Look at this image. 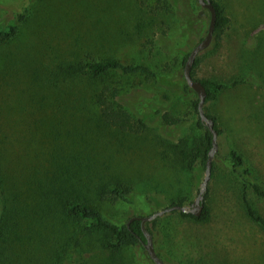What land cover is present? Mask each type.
<instances>
[{"label": "rangeland", "instance_id": "374dc122", "mask_svg": "<svg viewBox=\"0 0 264 264\" xmlns=\"http://www.w3.org/2000/svg\"><path fill=\"white\" fill-rule=\"evenodd\" d=\"M183 1L196 34L191 45L168 0H0V25L29 9L18 35L0 49V264H156L144 247L113 252L104 248L111 241L105 233L77 235L62 202L85 200L119 224L180 201L192 209L206 170L197 163L190 171L179 150L203 134L191 107L196 95L174 98L146 76L96 81L64 71L90 56L146 65L167 84L184 79V57L206 36L210 17L198 0ZM215 1L230 23L199 54L195 73L230 86L206 106L223 131L207 188L210 217L198 222L175 210L146 223L166 264H264V230L243 200L246 192L264 217V199L251 187L264 188V0ZM105 85L121 90L119 101L135 118L160 108L185 122L172 127L150 117L138 135L109 127L91 101ZM230 150L252 177L235 172ZM117 183L132 186L134 205L100 201Z\"/></svg>", "mask_w": 264, "mask_h": 264}, {"label": "trees", "instance_id": "16d2710c", "mask_svg": "<svg viewBox=\"0 0 264 264\" xmlns=\"http://www.w3.org/2000/svg\"><path fill=\"white\" fill-rule=\"evenodd\" d=\"M159 2H164L167 0H157ZM171 2L174 8L177 9L178 17L182 20V33L184 36L189 37L188 45H191V40H195L196 34L192 26V19L190 20L191 10L188 7L187 3L183 0H168ZM184 2V3H183ZM199 2V1H198ZM213 5L217 10V26L215 30L214 37L221 39V34H223L230 23V18L226 16L225 8L221 6L217 1L212 0ZM200 5V3H199ZM158 7V6H157ZM201 7V5H200ZM175 10V9H174ZM29 9H26L24 13L17 14L12 20L5 24L0 25V49L11 42L19 33L21 25L26 21L27 14ZM210 17V13L205 9ZM192 28H191V27ZM208 32V31H207ZM206 32V35H207ZM192 33V34H191ZM191 37V38H190ZM206 37V36H205ZM204 37V38H205ZM199 40L198 44L204 39ZM195 44V42H194ZM197 44V45H198ZM196 45V46H197ZM195 46V47H196ZM194 47V48H195ZM193 48V49H194ZM192 49V50H193ZM188 51L184 57V66L187 62V59L192 52ZM200 64V59L197 57L194 68L192 70V76L195 80L200 81L207 91V98L205 103V112L206 106L209 103L215 102L219 97L229 89V85L221 82H217L211 79H197L195 77L196 69ZM65 75L73 79H82L90 78L92 80L101 81L104 78L112 74H121L124 76H146L148 79H155L168 87L171 94L174 98H179L182 96H187L194 93L196 99L191 101V107L194 108L196 114L198 115L197 127L203 132L202 136L198 143L194 146L184 145L183 148L179 150V155L186 162L187 168L190 171L197 170V163H200V166L206 170L207 160L209 151L212 148L213 135L205 124L201 121L198 112L199 99L196 94L187 84L185 78L178 80H168L170 84H167V79L162 77L152 68L142 65V64H128L124 63L119 59L111 58L104 61H96L90 56L86 60H81L76 64L70 66L65 71ZM235 84H238L237 82ZM180 90V91H179ZM121 90L116 86L105 85L100 87L99 91L92 95L91 101L94 107L97 108V113L102 120V123L109 127L117 128L123 133H130L134 135L142 134L148 127V118H159L164 124L172 127H180L185 120L181 117L174 116L171 112L165 111L163 109H156L149 116L135 118L133 114L119 101ZM189 96V97H188ZM190 101V99H189ZM207 116L211 118L215 123V130L221 136L223 134L222 129L219 126L218 119L215 116L209 115L206 112ZM229 157L234 162V169L236 173H239L242 177H252L253 171L250 168H247L245 165V160L243 156L238 153L236 150H230ZM213 172V168H212ZM247 187V185H246ZM253 192L257 197L264 199V188L258 184L251 185ZM82 189V187H80ZM133 191L132 186L117 183L116 185L103 189L99 193L100 201H123L130 205H134V200L131 196ZM209 199V193L205 194V204L202 215L200 217H195L192 214H186L181 212L182 216L185 218H191L198 222L207 221L210 217V210L206 201ZM71 199L65 200L62 202L64 205V214L66 219L71 222L72 225L76 227V234L80 236H89L97 233H105L110 238L111 241L104 244V248L112 250L113 252H119L128 247H144L147 243L146 236L143 231L142 222L140 220H134L130 222L131 218L127 223L119 224L109 220L102 210L90 204L85 200L70 202ZM243 200L246 206V211L251 219V221L258 224L264 230V217L258 212L254 207L251 201L248 198L246 192L243 194ZM185 202L180 201L178 204L173 206H184ZM172 206V207H173ZM130 222V223H129ZM146 230L151 234L150 228L145 225ZM6 235H4L2 230V220L0 218V251L2 250V242L5 240ZM153 237V236H152ZM68 237L62 243V249L67 251L68 248ZM154 241V239H153ZM79 245V244H78ZM3 255H6V248L3 247ZM159 256V255H158Z\"/></svg>", "mask_w": 264, "mask_h": 264}, {"label": "water", "instance_id": "95a60500", "mask_svg": "<svg viewBox=\"0 0 264 264\" xmlns=\"http://www.w3.org/2000/svg\"><path fill=\"white\" fill-rule=\"evenodd\" d=\"M198 1H199L200 5L203 9H206L209 11V13H210V25H209L206 37L190 53V55L187 59V62L185 64V67H184V77H185V80H186L188 86L194 92H196V94L198 96V99H199V104H198L199 116L201 118V121L205 124V126L209 129V131L213 135L212 148L209 151L208 160H207L206 179H205L204 183L202 184V187L200 189V193L198 195L197 200L194 202L192 209H186L184 206L177 205V206H173L171 208H167V209H165L159 213H156L153 216L134 217L130 220V222H132L134 220H140L142 222L143 231H144V234H145L146 239H147V243L144 245V248L147 250L150 258L156 264H166V263L158 256V254L155 250L153 237L145 228L146 223L157 218V217H159V216H161V215H163V214H165V213H167V212H171V211H175V210L181 211V212L186 213V214H192L195 217H200L202 215V212L204 209V204H205V194L207 192L208 183H209L211 176H212L214 156L218 152V148H219L218 147L219 134L217 133V131L214 128L215 123L211 118H209L207 116V114L205 112V103H206V98H207V91H206L205 87L203 86V84L200 81L195 80L192 76V70L194 68L197 57L199 56L200 53H202L203 51L208 49L212 44V41L214 39L216 26H217L218 15H217V10L212 3V0H198Z\"/></svg>", "mask_w": 264, "mask_h": 264}, {"label": "flooded vegetation", "instance_id": "af4514ba", "mask_svg": "<svg viewBox=\"0 0 264 264\" xmlns=\"http://www.w3.org/2000/svg\"><path fill=\"white\" fill-rule=\"evenodd\" d=\"M194 204H192V207H193Z\"/></svg>", "mask_w": 264, "mask_h": 264}]
</instances>
